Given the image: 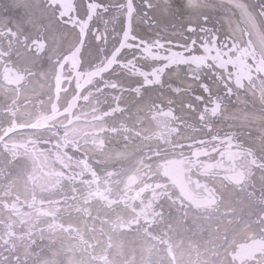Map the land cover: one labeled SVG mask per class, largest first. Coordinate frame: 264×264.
Here are the masks:
<instances>
[{
    "label": "snow or ice",
    "instance_id": "obj_1",
    "mask_svg": "<svg viewBox=\"0 0 264 264\" xmlns=\"http://www.w3.org/2000/svg\"><path fill=\"white\" fill-rule=\"evenodd\" d=\"M15 6L35 26L30 10L41 6ZM125 7L122 38L111 40L108 21L103 32L93 26L98 10H109L96 2L81 14L76 0H45L56 28L50 23L35 35L25 34L23 20L13 27L0 19V94L11 97L0 109V264H264V184L258 196L252 180L264 171V11L258 20L243 0H164V13L185 19L181 28L205 34L197 48L195 38L138 40L132 0L116 5ZM217 7L240 14L235 23L227 17L232 33L224 42L206 27L207 10ZM50 31L75 36L61 50L58 40L49 45ZM86 38L95 45L87 64ZM20 47L48 56L50 67L40 73L51 82L47 93L33 87L36 73L14 63ZM176 68L191 82L168 90L184 97L180 106L196 114L199 128L176 114L174 99L151 100L143 115L138 107L115 122L129 111L124 93L137 103L154 86L163 93L162 78ZM241 96L252 98L241 100L250 108L226 119L249 131L221 136L212 120ZM253 127L259 156L241 142L253 139Z\"/></svg>",
    "mask_w": 264,
    "mask_h": 264
},
{
    "label": "bare ground",
    "instance_id": "obj_2",
    "mask_svg": "<svg viewBox=\"0 0 264 264\" xmlns=\"http://www.w3.org/2000/svg\"><path fill=\"white\" fill-rule=\"evenodd\" d=\"M104 3L105 5H115L119 0H98ZM31 4H38L41 7L40 8H33L30 10V12L35 13L33 19L35 21V26L28 24V15L29 13H26L25 10L17 8L15 5L18 3V0H0V19L7 17L11 19L12 26L15 27V24L17 21L23 20L24 27L23 30L25 34L31 33L32 35H35V32L37 31V28L39 27H47L50 23L53 24V28H56V25L54 22H50L48 18V14H46L43 11V5L45 3V0H28ZM85 2L87 0H76V3L79 5V11L81 14L85 11ZM174 2V0H172ZM244 3H246L249 7V10L252 12L254 16L257 17L258 20L261 19L260 13L261 11H264V0H243ZM209 3L217 4L219 5L221 3V0H209ZM148 4L153 5V7L149 8ZM163 5L164 0H135L134 6L136 11L133 13V20H132V34L139 38H143L144 40H147L148 42H152L153 40L159 38L162 41L171 40L173 42V45L175 44H183L185 42H190L191 39L195 38L197 39V48H199V43L201 39H203L205 34L198 33L195 36L193 34L188 33L183 28L180 27V24L185 23L184 18L180 19H173L168 14L164 13L163 11ZM108 12H103L105 17L109 18L111 22L108 23V33L109 38L111 40V37L118 34L121 27V17L118 18V20L111 19V15L113 13V10L110 9V6L108 7ZM208 13L210 14V19L206 27L212 29L213 33H217L218 37L221 38H227L229 36L227 34V31L229 33H232V28H230L227 17H231L233 23L237 22L239 20V12L234 9H229L227 7L221 8L217 7L215 9H208ZM101 16V15H100ZM102 17V16H101ZM198 21L193 18V23H197ZM101 19L99 21H96L94 18L93 26L96 27L97 25L100 26ZM49 36L48 43L50 46H54L56 41H59L61 50H66L68 46V40L71 38H74L75 33H70L69 35H65L62 32L59 31H50L47 34ZM239 35V34H237ZM90 38H86V46L82 50V56L84 59L85 64L90 62L94 59L95 52L94 48L95 45L91 44L87 41H89ZM137 40V42H138ZM89 48L93 49V54L89 55ZM20 56L18 57L16 55V51L12 52V59L14 63L19 67H27L30 68L34 73L37 75L32 78V85L36 88L38 93H47L49 91V84L51 83L49 80L42 79L40 76L41 72L48 71L50 67V62L48 59V56H36L33 52H29L23 47L19 48ZM123 58V57H122ZM130 58V57H129ZM148 63H151L150 61ZM144 66L142 63L138 64L137 67ZM145 69H147L145 67ZM116 72L119 73L120 69L117 68ZM127 73V70H125ZM184 72L185 70L183 68H176L175 71L167 73V76L163 78L164 81V91L161 93L159 86H154L152 88H149L146 92H144L145 95V101L136 102L138 101V98L130 93H124L123 94V103L122 107H126L129 111L126 112L123 116L117 115L115 118V122L119 123L120 121L124 120L127 115L130 113H135L137 108H140V115H143L144 112H146V109L142 107L144 103H150L151 100H156L157 102H164V104L167 105V102L169 99H174L176 103L172 106L176 108V114L178 116H181L190 122L196 123V126L199 128L200 125L197 120V116L194 113H191L189 115V112H186L183 108L180 106V100L184 99L182 96H173L171 92L168 90L169 85H171L172 88H175L176 86L182 84V83H190V80L184 79ZM179 73V75H177ZM107 79V77H105ZM115 79V77H112ZM120 82L124 87H128L129 85H132V80H117ZM71 87H74V82ZM63 95V94H62ZM118 95L120 93L118 92ZM206 95V94H205ZM42 98L46 99V95ZM32 99L35 101L36 97H32ZM248 99L251 100V97H244L241 96L239 98L233 97L230 104L226 101V104L228 106L224 109V114L218 118H213L212 123L214 125L215 131L219 133L221 136L225 135L224 132H226V126L230 127L231 130L236 131L238 135H242L243 133H246L249 131V129H241L240 125L233 124L231 120L226 119V117L231 116L232 114H235L241 110L249 109V105H245L241 103V100ZM11 97L5 99L3 98L2 94H0V109H2L6 104L10 103ZM82 103V102H81ZM21 104H23V99L21 100ZM258 106V102H257ZM253 139L249 140L246 136L242 139V143H244L246 146L253 147L255 151H257L258 155H260V148L261 143L255 139L259 133L256 131L255 127L251 129ZM47 135V133H45ZM185 136H192L195 135L197 139L205 138L207 139V133L206 132H191L189 130L184 131ZM111 147V146H110ZM264 176V171L256 169L255 173L253 175V183L254 188L257 191H260V188L262 184H264V181L261 180V177ZM229 192L232 190L229 189ZM227 195V194H225ZM260 195V194H259ZM258 195V196H259ZM258 210L257 206H252L249 211L255 213ZM163 227V225L161 226Z\"/></svg>",
    "mask_w": 264,
    "mask_h": 264
},
{
    "label": "rangeland",
    "instance_id": "obj_3",
    "mask_svg": "<svg viewBox=\"0 0 264 264\" xmlns=\"http://www.w3.org/2000/svg\"><path fill=\"white\" fill-rule=\"evenodd\" d=\"M225 40H226V39H222V40H220V41H221V42H224ZM115 93H117V92H115ZM105 95H107V93H105ZM189 115H191V113H189ZM4 255H8V253L5 252Z\"/></svg>",
    "mask_w": 264,
    "mask_h": 264
}]
</instances>
